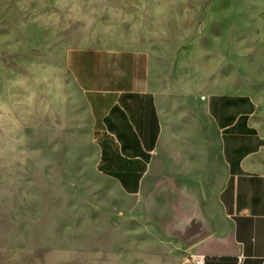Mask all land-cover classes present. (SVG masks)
Returning <instances> with one entry per match:
<instances>
[{
  "label": "rangeland",
  "instance_id": "374dc122",
  "mask_svg": "<svg viewBox=\"0 0 264 264\" xmlns=\"http://www.w3.org/2000/svg\"><path fill=\"white\" fill-rule=\"evenodd\" d=\"M76 2L0 0V264H157L96 169L64 55L142 51L156 90L245 92L264 109V0H103L91 26Z\"/></svg>",
  "mask_w": 264,
  "mask_h": 264
},
{
  "label": "crops",
  "instance_id": "0c3cea01",
  "mask_svg": "<svg viewBox=\"0 0 264 264\" xmlns=\"http://www.w3.org/2000/svg\"><path fill=\"white\" fill-rule=\"evenodd\" d=\"M64 65L91 125L96 169L122 192L124 222L149 261L264 264L256 98L156 90L148 53L129 48H70Z\"/></svg>",
  "mask_w": 264,
  "mask_h": 264
},
{
  "label": "clouds",
  "instance_id": "9594fccd",
  "mask_svg": "<svg viewBox=\"0 0 264 264\" xmlns=\"http://www.w3.org/2000/svg\"><path fill=\"white\" fill-rule=\"evenodd\" d=\"M121 4L124 2V0H120ZM103 3V0H77V2L74 4L72 11L75 13V19L84 21L88 26H91V24L94 22L95 15L97 13V9L93 7L95 4ZM134 7L137 9V11H141L144 7L143 0H141L140 3H135ZM122 8L113 7L109 9L110 13L119 15L122 12ZM159 12V10H157ZM130 18V17H129ZM139 25V21L137 22V25Z\"/></svg>",
  "mask_w": 264,
  "mask_h": 264
},
{
  "label": "built area",
  "instance_id": "2783aa9c",
  "mask_svg": "<svg viewBox=\"0 0 264 264\" xmlns=\"http://www.w3.org/2000/svg\"><path fill=\"white\" fill-rule=\"evenodd\" d=\"M195 264H202V261L197 260Z\"/></svg>",
  "mask_w": 264,
  "mask_h": 264
}]
</instances>
